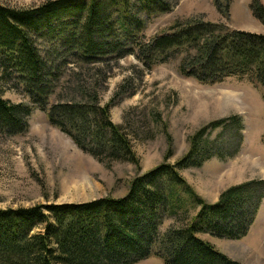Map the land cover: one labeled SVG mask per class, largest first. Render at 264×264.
I'll use <instances>...</instances> for the list:
<instances>
[{
    "label": "trees",
    "instance_id": "1",
    "mask_svg": "<svg viewBox=\"0 0 264 264\" xmlns=\"http://www.w3.org/2000/svg\"><path fill=\"white\" fill-rule=\"evenodd\" d=\"M231 1L212 0L227 20ZM170 9L169 0H45L25 8L0 4V81L12 82L28 98L13 103L0 93V135L27 133L28 118L37 109L82 153L107 166L137 164L127 134L110 119L115 102L131 91L129 80L101 105L100 84L91 86L81 78L84 72L98 71L90 79L103 75L98 65L109 67L110 61L127 56L145 70L179 57V74L185 78L202 85L235 78L264 95V33L198 16L176 20L168 31L145 38L147 19ZM249 10L264 24L261 0H250ZM62 80L74 84L80 100L66 97L49 106ZM239 119L223 118L198 129L178 161L164 160L132 178L123 197L0 209V264H137L151 256L163 264H240L199 235L244 238L264 198V181L230 186L208 203L179 173L236 153L240 140L234 148L225 147L233 140L222 134ZM216 129L221 130L211 138ZM172 154L169 138L165 157ZM195 209L186 226L160 234L165 217Z\"/></svg>",
    "mask_w": 264,
    "mask_h": 264
},
{
    "label": "rangeland",
    "instance_id": "2",
    "mask_svg": "<svg viewBox=\"0 0 264 264\" xmlns=\"http://www.w3.org/2000/svg\"><path fill=\"white\" fill-rule=\"evenodd\" d=\"M44 1L0 0V4L25 8ZM169 1L170 11L147 19L143 30L145 38L168 31L176 20L198 16L212 22H227L231 28L264 33V24L249 10L250 0H232L228 20L218 12L212 0ZM261 1L264 4V0ZM179 59L176 57L145 70L133 56H127L110 61L109 67L98 65L96 68L100 67L103 75L90 79L95 72L92 71L84 72L81 77L91 86L100 84L101 105L110 101L119 87L129 80L131 91L115 102L110 119L127 134L137 164L112 162L107 166L82 153L66 135L50 126L45 113L37 109L28 118L27 133L10 137L0 135V209L123 197L132 178L150 171L164 160L174 164L187 152L189 139L198 129L232 116L240 118V122L236 121L222 135L233 140L226 142L225 147L230 143L234 148L237 139L240 140L238 151L179 173L208 203L216 202L220 193L230 186L250 180L264 181L263 91L235 78L221 84H199L179 74ZM11 84L0 81L2 97L13 103H27L28 98ZM73 88L71 81L62 80L50 97L49 106L66 97L79 101ZM220 130L213 131L211 138ZM169 138L173 154L166 158ZM196 211L165 217L160 234L170 228L186 226ZM199 237L240 264H264V198L253 225L241 240L207 234ZM137 264L163 262L151 256Z\"/></svg>",
    "mask_w": 264,
    "mask_h": 264
}]
</instances>
